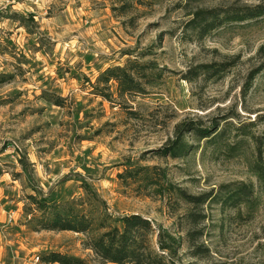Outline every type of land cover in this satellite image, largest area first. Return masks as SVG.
<instances>
[{"label":"rangeland","instance_id":"obj_1","mask_svg":"<svg viewBox=\"0 0 264 264\" xmlns=\"http://www.w3.org/2000/svg\"><path fill=\"white\" fill-rule=\"evenodd\" d=\"M130 2L128 13L119 15L111 0H0V264H58L42 261L49 252L103 264L83 246L82 234L34 230L27 223L24 196L31 189L22 154L34 169V184L50 198L80 197L83 178L112 216L139 213L172 232L180 239L176 264H264V184L249 169L251 136H264L256 117L264 114V70L247 93L242 90L248 73L264 62V16L228 23L202 40L184 32L198 8L264 0ZM14 13L32 14L36 27L29 32ZM133 58L154 61L161 73L147 94L118 100L115 83L113 102L93 93L89 81ZM224 60L235 65L221 77L183 79L189 68ZM57 97L61 106L53 103ZM181 121L201 128L217 123L221 134L199 139L186 132L183 156H161ZM127 159L165 168L191 195L214 197L177 206L138 194L136 185L118 178ZM242 183L251 184L250 197L230 200Z\"/></svg>","mask_w":264,"mask_h":264},{"label":"trees","instance_id":"obj_2","mask_svg":"<svg viewBox=\"0 0 264 264\" xmlns=\"http://www.w3.org/2000/svg\"><path fill=\"white\" fill-rule=\"evenodd\" d=\"M111 1L112 10L119 12V15L127 14L131 7L130 0ZM262 16H264V2L256 5L198 8L190 14L184 25V32L188 30L194 32L196 38L202 40L212 31L228 23L252 21ZM13 17H16V21L29 32L32 31L31 26L36 27L32 14L23 16L14 13ZM234 65L235 60L199 64L189 68L183 74V79L193 81L201 75L205 79L221 77ZM262 70H264V62L248 73L242 88L243 93L249 91L255 77ZM160 76L161 73L154 61H140L139 58H133L127 60L124 65L105 68L97 75L94 82L88 81L93 93L113 102L115 97L111 90L112 83L116 86V99L122 100L127 96L147 94L148 87L154 86ZM53 101L59 106L63 103L60 97ZM256 117H258L257 122L264 123V114H257ZM249 124L254 123L249 122ZM218 125L212 123L209 127L201 128L192 121H181L175 125L174 139L168 140L159 153L163 157H181L188 147L183 139L186 132H194L199 139H215L221 134ZM244 127L246 124L242 123V131ZM251 139L254 141L255 149L249 169L256 180L264 184V136L252 135ZM19 164L23 178L31 189V192L24 196L23 211L29 216L27 223L32 224L34 230L70 231L82 234L83 246L91 250L103 264H176L175 258L180 249V239L166 228L159 226L156 229L151 220L139 213L112 216L95 187L83 178L79 180V188L82 190L80 197L63 201L50 198L34 184V169L24 154L20 156ZM123 165L124 170L118 174V178L125 185L129 183L136 185L138 194L164 197L169 203L171 199L176 202L173 205L177 206H180V203L186 206H198L214 197L212 193L198 196L189 194L186 189L172 182L165 168L156 165H139L137 161L131 159H127ZM251 194V184L242 183L229 194V199L247 200ZM186 217L194 219L193 212H187ZM188 236L191 237L192 233L189 232ZM42 261L58 264H88L80 257L58 252L45 254L42 256Z\"/></svg>","mask_w":264,"mask_h":264},{"label":"crops","instance_id":"obj_3","mask_svg":"<svg viewBox=\"0 0 264 264\" xmlns=\"http://www.w3.org/2000/svg\"><path fill=\"white\" fill-rule=\"evenodd\" d=\"M0 260H1V252H0Z\"/></svg>","mask_w":264,"mask_h":264},{"label":"built area","instance_id":"obj_4","mask_svg":"<svg viewBox=\"0 0 264 264\" xmlns=\"http://www.w3.org/2000/svg\"><path fill=\"white\" fill-rule=\"evenodd\" d=\"M36 260H38V257H36Z\"/></svg>","mask_w":264,"mask_h":264}]
</instances>
